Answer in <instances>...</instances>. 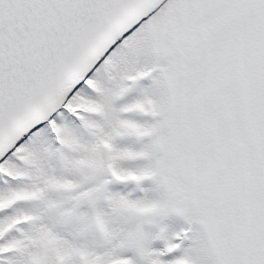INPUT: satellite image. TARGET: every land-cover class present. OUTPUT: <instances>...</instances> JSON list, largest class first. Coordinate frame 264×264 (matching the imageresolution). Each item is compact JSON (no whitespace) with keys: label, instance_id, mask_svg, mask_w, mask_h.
Returning <instances> with one entry per match:
<instances>
[{"label":"snow or ice","instance_id":"6c2138e0","mask_svg":"<svg viewBox=\"0 0 264 264\" xmlns=\"http://www.w3.org/2000/svg\"><path fill=\"white\" fill-rule=\"evenodd\" d=\"M0 264H264V0H0Z\"/></svg>","mask_w":264,"mask_h":264}]
</instances>
